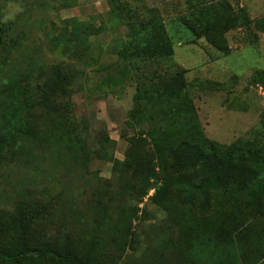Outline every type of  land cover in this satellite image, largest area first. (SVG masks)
Here are the masks:
<instances>
[{
    "label": "rangeland",
    "instance_id": "374dc122",
    "mask_svg": "<svg viewBox=\"0 0 264 264\" xmlns=\"http://www.w3.org/2000/svg\"><path fill=\"white\" fill-rule=\"evenodd\" d=\"M228 1L235 10L245 9L253 20L264 19V0ZM204 3L119 0L116 4L123 13L114 15L110 0H0V30L7 37L5 52L0 56V140H9L13 125L31 127L36 135L29 145L15 135L13 146L2 152L0 206L10 208L21 200L46 203L49 192L53 198L60 197L52 210L55 226L76 232L78 229L66 225L78 222V216L88 212L89 200L96 198L108 204L110 199V212L100 237L107 259L114 257V244L106 236L112 237L114 228L123 226L121 182L130 175L126 172V153L134 141L142 155L150 158L151 142L141 141L138 129L149 128L147 118L157 111H147L132 123L130 113L155 92L162 82L160 76L182 70L187 93L208 140L224 146L242 141L263 147L264 90L252 85L251 78L255 71L264 70V32L252 30L256 43L249 45V31H224L222 25H216L215 30L224 29L222 36L230 49L226 54L206 38H194L183 24L185 19L191 20L195 7ZM151 18L166 25L174 41V56L145 64L119 60L117 52L129 29ZM70 20L93 28L85 63L74 53H60L51 44L52 39L63 35ZM118 67L126 71L129 78L125 81L117 74ZM58 70L69 73L73 83L70 95L57 102L64 116L60 118L49 108L34 114L21 109L15 82L33 83ZM153 78L150 86L137 90L140 83ZM40 98V94L31 92L28 96L30 101ZM74 125L87 129V137L82 136L80 143L71 136ZM105 137L114 142L113 152H108L109 156L104 150L99 157L83 156L87 167H82L79 145L91 152L101 148ZM163 180L165 177L159 182ZM153 194L151 190L137 207L130 204L131 243L121 259L115 256L112 264H235L236 259L239 264H249L251 255L264 252V240L247 239L263 236L262 222L229 229L233 218L239 219L234 207L213 203L204 212L189 205L163 209L150 200Z\"/></svg>",
    "mask_w": 264,
    "mask_h": 264
},
{
    "label": "trees",
    "instance_id": "16d2710c",
    "mask_svg": "<svg viewBox=\"0 0 264 264\" xmlns=\"http://www.w3.org/2000/svg\"><path fill=\"white\" fill-rule=\"evenodd\" d=\"M117 1L110 0L111 13L121 15L123 9L116 4ZM195 8L197 11L191 20L185 19L183 23L186 29L194 38H206L212 46L226 54L230 49L222 36L224 29L244 28L249 31L246 40L249 45L256 43L252 30L264 32V19L253 20L245 9L235 10L228 0H205L204 4ZM216 25H222L224 29L215 30ZM92 32V27L70 20L66 22L63 35L52 39L51 44L60 49V53H74L79 61L85 63L89 57L88 42ZM6 39L5 33L0 30V56L5 52ZM173 48L174 41L168 35L166 25L151 18L142 22L138 28L129 29L128 37L122 41L117 55L119 60L145 64L171 59L174 56ZM117 74L124 81L129 78L120 67L117 68ZM184 75L182 70L160 76L162 82L155 92L144 98L141 108L130 113L129 122L132 123L141 119L147 111H157L147 118L149 128L138 129L140 140L149 139L151 142L153 150L150 158L142 155L134 141H131L126 153V172L130 175L121 182L125 202L121 203L123 226L115 227L112 237L106 236L114 244V257L107 259L100 237L110 212V199L108 204L96 198L89 200L88 212L78 216L80 225L77 221L66 225L78 229L73 232L72 229L55 226L52 210H55L58 205L56 199L60 197L53 198L48 192L46 203L21 200L10 208L0 206V264H112L115 256L121 259L131 243L129 237L132 236L130 227L133 213L130 204L134 203L137 207L151 190H154V194L150 200L163 209L171 208L170 205H189L204 212L213 203L230 205L238 213L239 219L233 218L229 229H240L246 223L258 221L264 224V146L258 147L242 141L224 146L208 140L187 93ZM154 80L140 83L137 90L150 86ZM110 81L116 83L114 78H110ZM251 84L264 90V70L253 73ZM72 85V76L58 70L48 78L35 79L33 83L21 84L16 81L14 92L16 95V90H19L21 109L34 114L36 110L49 108L62 118L64 113L57 102L70 95ZM30 92L40 94L41 100L30 101ZM86 133L87 129L78 125H74L71 130V136L77 143H80L82 136L87 137ZM8 135L9 140H0V160L4 157L2 152L13 146L15 135L25 142L29 141L28 145L36 139L35 130L31 127L17 128L13 125ZM79 147L77 154L80 164L87 167V160H82L83 156L99 157L103 150L109 156L108 152H113L114 142L105 137L101 148L91 152L85 150L82 143ZM161 177H165V180L159 182ZM170 191L172 194H169ZM65 217L63 215L61 219L64 226ZM261 232L263 236H248L247 239L260 237L264 240V228ZM252 256L249 257V264H264V252ZM235 264H239L237 259Z\"/></svg>",
    "mask_w": 264,
    "mask_h": 264
}]
</instances>
